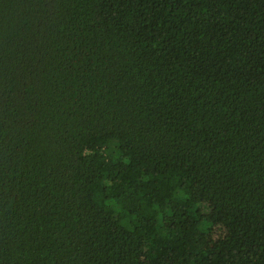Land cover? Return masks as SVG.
<instances>
[{
  "label": "trees",
  "instance_id": "trees-1",
  "mask_svg": "<svg viewBox=\"0 0 264 264\" xmlns=\"http://www.w3.org/2000/svg\"><path fill=\"white\" fill-rule=\"evenodd\" d=\"M0 264H264V0H0Z\"/></svg>",
  "mask_w": 264,
  "mask_h": 264
}]
</instances>
